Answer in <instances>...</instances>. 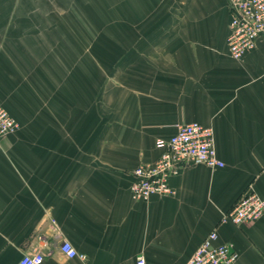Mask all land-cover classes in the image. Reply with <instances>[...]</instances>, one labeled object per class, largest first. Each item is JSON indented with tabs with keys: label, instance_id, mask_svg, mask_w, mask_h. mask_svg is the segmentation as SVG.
I'll return each mask as SVG.
<instances>
[{
	"label": "crops",
	"instance_id": "obj_1",
	"mask_svg": "<svg viewBox=\"0 0 264 264\" xmlns=\"http://www.w3.org/2000/svg\"><path fill=\"white\" fill-rule=\"evenodd\" d=\"M1 5L0 106L19 128L1 139L0 264L34 251L43 264H183L212 230L234 264H264V215L225 216L245 192L264 198V38L230 55L227 0H147L132 15L154 22L109 55L47 44L74 30L67 8ZM189 122L213 129L223 166L182 165L171 194L133 199V170Z\"/></svg>",
	"mask_w": 264,
	"mask_h": 264
},
{
	"label": "built area",
	"instance_id": "obj_2",
	"mask_svg": "<svg viewBox=\"0 0 264 264\" xmlns=\"http://www.w3.org/2000/svg\"><path fill=\"white\" fill-rule=\"evenodd\" d=\"M230 13L228 51L234 59L255 47L258 39L264 38V0H227ZM19 128L18 121L0 106V147L1 139ZM160 150L159 157L152 163L138 165L133 170L135 180L129 190L133 199L147 200L151 195H168L173 191L168 178L177 173L182 165H205L210 168L222 167L215 149L213 129L198 122L177 125L176 132L168 139L155 140ZM264 215V198L252 191L243 193L233 203L225 216L236 225ZM217 233L212 230L183 264H234L238 252L230 243H217ZM66 258L79 257L85 261L67 240L59 245ZM44 255L34 251L23 255L18 264H43ZM134 264H147L144 255H137Z\"/></svg>",
	"mask_w": 264,
	"mask_h": 264
},
{
	"label": "rangeland",
	"instance_id": "obj_3",
	"mask_svg": "<svg viewBox=\"0 0 264 264\" xmlns=\"http://www.w3.org/2000/svg\"><path fill=\"white\" fill-rule=\"evenodd\" d=\"M135 2L136 6L132 4ZM0 3H2L1 6L11 8L32 6L33 4L50 9L67 8L68 13L73 14L67 16V20L69 23H73L74 30L42 33V38L49 40L47 44L57 40L59 43L70 40L73 41L74 50H79L81 41L84 39L91 41L90 51L98 50L97 46H99L98 48L106 51L107 55L110 54V51L117 50L113 47L115 41H128L131 38L130 27L133 24L154 22V18L151 16L132 15L135 13L136 7L144 8L145 12L147 0H133L132 2L129 0H0ZM62 21L65 22V18ZM92 45L96 47L93 48Z\"/></svg>",
	"mask_w": 264,
	"mask_h": 264
}]
</instances>
